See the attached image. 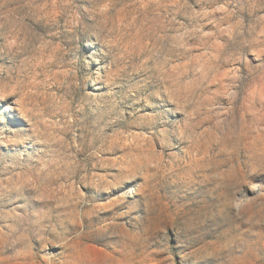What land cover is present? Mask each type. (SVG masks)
I'll use <instances>...</instances> for the list:
<instances>
[{
    "label": "clouds",
    "instance_id": "obj_1",
    "mask_svg": "<svg viewBox=\"0 0 264 264\" xmlns=\"http://www.w3.org/2000/svg\"><path fill=\"white\" fill-rule=\"evenodd\" d=\"M0 264H264V0H0Z\"/></svg>",
    "mask_w": 264,
    "mask_h": 264
},
{
    "label": "rangeland",
    "instance_id": "obj_2",
    "mask_svg": "<svg viewBox=\"0 0 264 264\" xmlns=\"http://www.w3.org/2000/svg\"><path fill=\"white\" fill-rule=\"evenodd\" d=\"M16 123H19L18 121Z\"/></svg>",
    "mask_w": 264,
    "mask_h": 264
}]
</instances>
